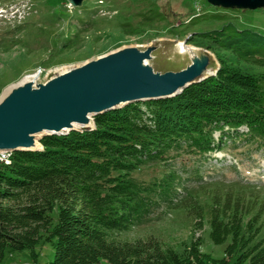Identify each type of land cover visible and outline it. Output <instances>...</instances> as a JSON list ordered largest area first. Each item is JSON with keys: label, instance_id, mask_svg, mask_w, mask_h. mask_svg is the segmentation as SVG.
I'll list each match as a JSON object with an SVG mask.
<instances>
[{"label": "trees", "instance_id": "trees-1", "mask_svg": "<svg viewBox=\"0 0 264 264\" xmlns=\"http://www.w3.org/2000/svg\"><path fill=\"white\" fill-rule=\"evenodd\" d=\"M188 38L214 53V74L0 160V262L7 249L37 255L43 239L54 249L49 264H264V184L250 180H211L177 203L198 228L208 225L214 244L227 242L221 256L194 233L181 251L153 234L118 236L151 210L153 186L166 192L174 180L142 183L132 174L140 165L181 146L203 154L241 137L264 146V33L226 20Z\"/></svg>", "mask_w": 264, "mask_h": 264}, {"label": "rangeland", "instance_id": "rangeland-1", "mask_svg": "<svg viewBox=\"0 0 264 264\" xmlns=\"http://www.w3.org/2000/svg\"><path fill=\"white\" fill-rule=\"evenodd\" d=\"M226 20L264 33V8H222L207 0H83L79 6L67 0H0V93L34 71L57 72L128 44L160 40L163 58L183 65L188 55L178 43L196 45L190 35L220 27ZM218 134L214 132L215 137ZM249 140L227 139L221 148L203 154L188 146L171 148L163 157L137 167L132 174L142 183L169 176L174 180L166 192L155 184L151 210L118 236L153 234L181 251L194 233L202 237L203 250L223 255L227 242L214 244L208 225L204 222L198 228L177 203L211 180L264 184V146L255 138ZM34 251L36 257L28 249H7L0 264H49L53 258V247L43 239Z\"/></svg>", "mask_w": 264, "mask_h": 264}, {"label": "water", "instance_id": "water-1", "mask_svg": "<svg viewBox=\"0 0 264 264\" xmlns=\"http://www.w3.org/2000/svg\"><path fill=\"white\" fill-rule=\"evenodd\" d=\"M69 1L78 6L83 0ZM207 1L224 8H264V0ZM161 44L122 45L57 72L35 71L7 86L0 93V151L40 149L44 134L93 127L97 113L175 95L218 68L208 48L183 40L188 61L177 65L163 58Z\"/></svg>", "mask_w": 264, "mask_h": 264}, {"label": "bare ground", "instance_id": "bare-ground-1", "mask_svg": "<svg viewBox=\"0 0 264 264\" xmlns=\"http://www.w3.org/2000/svg\"><path fill=\"white\" fill-rule=\"evenodd\" d=\"M181 42L180 43H178V49L180 50V51H182V52H185L186 51V49L185 48H181ZM185 54V53H184ZM34 75V74H33ZM28 77H30L29 75H27V76H25V77H23L22 79H20L19 81H17V82H14V83H12V84H10L6 89H8L9 87H11L12 85H14L15 83L17 84V83H20V82H23V81H25ZM5 151V150H4ZM9 152V151H8ZM0 155H3L4 156V154H2V153H0ZM5 161V160H4ZM6 162H8V161H6Z\"/></svg>", "mask_w": 264, "mask_h": 264}, {"label": "built area", "instance_id": "built-area-1", "mask_svg": "<svg viewBox=\"0 0 264 264\" xmlns=\"http://www.w3.org/2000/svg\"><path fill=\"white\" fill-rule=\"evenodd\" d=\"M0 153H2V154H4V160L5 161H9V158H8V156H9V153L10 152H8V151H0ZM24 264H29V263H27V262H25Z\"/></svg>", "mask_w": 264, "mask_h": 264}]
</instances>
